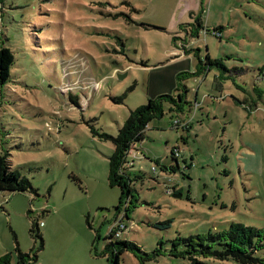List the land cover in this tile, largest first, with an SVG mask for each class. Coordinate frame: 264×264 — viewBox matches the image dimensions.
<instances>
[{
	"label": "rangeland",
	"instance_id": "1",
	"mask_svg": "<svg viewBox=\"0 0 264 264\" xmlns=\"http://www.w3.org/2000/svg\"><path fill=\"white\" fill-rule=\"evenodd\" d=\"M0 47L15 55L0 86V153L35 190L0 191V262L19 264V248L37 264H115V147L93 130L116 136L131 110L181 83L191 110L164 103L128 156L138 201L119 241L141 252L119 264H193L178 238L264 230V0H0Z\"/></svg>",
	"mask_w": 264,
	"mask_h": 264
},
{
	"label": "trees",
	"instance_id": "2",
	"mask_svg": "<svg viewBox=\"0 0 264 264\" xmlns=\"http://www.w3.org/2000/svg\"><path fill=\"white\" fill-rule=\"evenodd\" d=\"M195 21L190 25L193 28L191 37H199L200 31L205 28L202 18H195ZM15 62V55L10 48L0 47V86L5 85L11 77V69ZM199 63H202L199 61ZM207 65H217L223 68L220 61L212 60L209 56ZM202 70V68H201ZM211 71V70H209ZM191 75L183 73L178 75V81L181 83L183 76ZM175 95H160L155 98H149L147 104L140 106L135 110H131L124 126L119 129L116 136L106 133H97L102 140L111 141L115 147L114 153L109 159V175L108 182L111 187H118L121 190L119 199V206L117 211L122 213L116 225H113L108 239L109 245L107 250L111 251L110 261L119 264V259L126 251L140 253V248L132 242L119 241L121 233L126 226L123 224L125 218H128L129 209L128 201L132 206L138 201L137 194L132 186L133 180L127 174V169L133 167V162H129L128 156L132 150H136V145L141 143L146 138L148 125L155 119L162 118L165 115L164 103H169L171 106L170 112L178 111L184 112L185 108L191 110V103L188 100V88L182 83L176 88ZM190 108V109H189ZM175 129H189L188 123L175 120L173 122ZM178 151H172L174 161H177ZM10 154L0 153V191L5 193H20V192H34L32 183L26 177L21 176L16 171L12 170ZM159 163V161H157ZM176 167H171L168 172L175 171ZM166 171V169L164 170ZM142 176H138L141 178ZM175 193L172 191L167 194ZM170 223L164 222L160 226L166 228ZM35 226V224H34ZM39 231V224H36ZM35 229H31V234L35 233ZM41 240V249L44 248V241L38 232L37 236ZM114 239L118 240L114 243ZM184 245L185 249L183 255L186 254L193 264H203L197 256L204 258H214L220 261H235L239 264H264V259L257 258L255 252L264 248V230L256 229L254 227L244 226L242 224H232L230 228L222 233L207 235L190 236L189 238H178L174 242V246ZM218 245L220 250L214 249L213 246ZM19 264H37L38 256L31 253H22L20 249H16ZM0 264H10L7 259Z\"/></svg>",
	"mask_w": 264,
	"mask_h": 264
},
{
	"label": "water",
	"instance_id": "3",
	"mask_svg": "<svg viewBox=\"0 0 264 264\" xmlns=\"http://www.w3.org/2000/svg\"><path fill=\"white\" fill-rule=\"evenodd\" d=\"M120 78H122V77L120 76Z\"/></svg>",
	"mask_w": 264,
	"mask_h": 264
}]
</instances>
